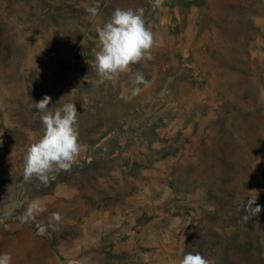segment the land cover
I'll use <instances>...</instances> for the list:
<instances>
[{"label":"rangeland","instance_id":"obj_1","mask_svg":"<svg viewBox=\"0 0 264 264\" xmlns=\"http://www.w3.org/2000/svg\"><path fill=\"white\" fill-rule=\"evenodd\" d=\"M117 7L143 8L159 45L99 84L96 29ZM44 95L50 108L76 104L83 145L47 186L23 180ZM255 198L262 211L245 219ZM35 199L45 211L21 223ZM188 251L264 264V0H0V253L178 264Z\"/></svg>","mask_w":264,"mask_h":264},{"label":"clouds","instance_id":"obj_2","mask_svg":"<svg viewBox=\"0 0 264 264\" xmlns=\"http://www.w3.org/2000/svg\"><path fill=\"white\" fill-rule=\"evenodd\" d=\"M87 12L92 18L100 15V5L88 7ZM99 48L95 52L91 68L96 72L97 83H115L122 74L130 71L131 65L153 59L152 50L159 45L154 32L147 26L143 8L117 7L110 17L96 29ZM134 85L147 84L142 73H135ZM141 89L134 87L131 95L139 94ZM130 99V97H124ZM52 97L44 95L38 102H33L40 113L42 125L41 135L29 144L23 157V180L30 182L35 178L41 185L47 186L55 179V173L70 171L78 163L83 151L79 141L78 116L76 104L67 102L58 107L50 108ZM255 205V207H253ZM45 211L39 199L33 200L21 218V223L35 219V215ZM245 219L256 216L262 207L255 199L244 203ZM62 223L59 212L49 216V225L57 230ZM13 257L5 252L0 253V264H12ZM178 264H211L199 251H188L182 255Z\"/></svg>","mask_w":264,"mask_h":264}]
</instances>
